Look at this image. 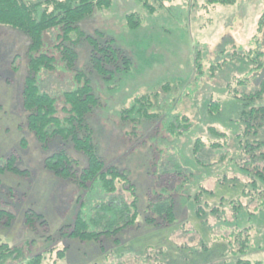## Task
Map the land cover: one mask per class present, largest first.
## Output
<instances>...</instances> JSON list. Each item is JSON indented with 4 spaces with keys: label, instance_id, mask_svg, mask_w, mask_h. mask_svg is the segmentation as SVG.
I'll use <instances>...</instances> for the list:
<instances>
[{
    "label": "rangeland",
    "instance_id": "obj_1",
    "mask_svg": "<svg viewBox=\"0 0 264 264\" xmlns=\"http://www.w3.org/2000/svg\"><path fill=\"white\" fill-rule=\"evenodd\" d=\"M112 3L110 9L95 12L80 24L87 34L99 31L113 38L133 61L129 72L105 83L89 73L87 45L82 42L77 47L75 70L87 73L102 101L88 119L94 128V141L108 162L128 171L136 187L139 213L162 183L165 171L175 169L174 162L190 172L176 199L177 221L168 228L154 227L143 224L139 216L133 227L105 236L101 242L60 238V229L74 223L81 202L83 210L88 209L90 195L87 193L85 200L81 196L85 192L42 168L43 160L62 147L61 140L53 139L50 148L43 150L28 131L20 102L26 74V39L0 27V166L16 151L17 166L28 170L27 175L0 174V195L8 202L2 207L14 215L11 227H0V241L11 246L32 242L27 247L29 256L66 247L63 258L54 264H237L240 259L264 264V206L257 209L264 195L253 192L254 186L248 184L246 173L235 166L233 159L202 167L191 152L196 139L214 140L209 128L226 135L227 150L234 151L230 147L238 132L235 120L241 104L227 93L226 86L233 87L254 67L246 55L250 51L261 52L259 60L264 64V28L257 34L264 0H237L233 6H204L203 0H163L153 3V13L135 0ZM130 13L141 18L138 29L126 28L125 16ZM197 45L202 64L199 75L193 65ZM224 60L227 62L218 66ZM251 74L249 84L236 87L238 93L257 91L259 81L264 80V67ZM73 79L74 72L56 70L41 74L40 84L44 91L58 97L75 87ZM148 94L155 104L153 114L158 117L138 123L134 114H124L135 98ZM215 105L219 111L213 109ZM255 105L263 106L264 99ZM57 107H61L60 99ZM182 116L188 120L187 130L176 124L177 118L183 124ZM173 125L175 130L169 131L167 128ZM260 139L264 140V131ZM67 149L82 161L70 145ZM217 158L214 155L210 160ZM257 188L264 190V181H258ZM198 192L204 208L200 219L193 214L191 200ZM28 209L43 215L46 233L38 222L33 233L25 229L24 213ZM243 229L249 241L241 253L240 243H234L231 235Z\"/></svg>",
    "mask_w": 264,
    "mask_h": 264
},
{
    "label": "trees",
    "instance_id": "obj_2",
    "mask_svg": "<svg viewBox=\"0 0 264 264\" xmlns=\"http://www.w3.org/2000/svg\"><path fill=\"white\" fill-rule=\"evenodd\" d=\"M148 12L153 13L156 8L153 3L163 0H135ZM204 6H233L237 0H203ZM112 0H0V27L9 28L26 39L25 59L26 74L22 83L20 102L25 114V123L43 150H48L53 139L61 140V148L47 156L42 162V168L65 183L75 185L84 195H90V206L83 210L84 202L77 212L72 225L60 229V238L78 239L80 241L94 240L101 242L105 236L116 235L118 231L133 227L139 216L147 226L168 228L174 226L179 214L175 211L176 199L181 196L184 184L191 175L184 169L175 157L173 170H166L162 183L149 196L141 213L138 211L136 187L129 180L128 171L108 162L96 146L94 128L89 122V116L94 109L101 106V98L94 92L92 81L83 70H75L79 59L77 47L84 42L88 48L89 73L97 76L105 83L110 82L117 74L127 73L132 69L133 61L127 52L115 44L113 38L96 31L87 34L80 24L95 12L112 7ZM161 7V6H159ZM127 29H138L142 20L136 13L125 16ZM264 28V15L258 22L257 34ZM50 35V43L46 40ZM83 47V46H82ZM200 46L195 47L193 65L196 75L202 70ZM236 55V54H234ZM254 64L245 78L238 79L231 87L226 86L227 93L240 102L238 119L235 120L238 132L231 149H228L226 135L209 128L213 139L200 138L194 141L192 157L202 167L223 164L227 159H233L234 164L248 177V184L254 186L253 192L264 195V190L258 187V181H264V140L260 139L264 131V105L256 106L264 99V80L259 81L257 91L251 94H240L236 87L249 84L248 75L253 71H260L264 64L259 59L261 52L250 51L246 54ZM243 55V56H246ZM232 58V55H231ZM253 58V59H252ZM227 60L222 63L225 64ZM61 64V67L58 65ZM56 70L74 72L75 87L64 91L60 96H54L44 91L40 84L41 74H52ZM253 74H251L252 76ZM164 89L166 87H163ZM157 96V95H156ZM60 99L61 107H57ZM155 104L150 94L134 99L124 114H134L138 123L143 119L158 117L153 114ZM219 111V107H213ZM182 116V125L177 118L176 124L187 130L188 120ZM175 120V122H176ZM166 125V124H165ZM176 125L167 128L174 131ZM217 138L218 140H216ZM22 143H25L23 140ZM70 145L72 152L82 156V161L73 157L67 149ZM226 149L227 152H221ZM213 153L212 156L209 154ZM215 153V154H214ZM218 156L216 161L210 159ZM235 155V156H234ZM19 156L14 151L4 159L0 166V174L11 172L27 175L28 170L20 169L16 160ZM176 159V160H175ZM205 190V189H204ZM9 197V193H6ZM200 192L191 198L193 214L196 219L202 217L204 208L199 204ZM260 199V198H259ZM0 195V227H11L14 215L4 209L7 205ZM264 206L260 203L257 209ZM237 207V206H236ZM218 210V208H213ZM36 222L46 233L47 224L43 215L32 209L24 213V227L29 233L36 229ZM234 243L239 242L238 251L244 253L248 246L249 234L247 230H236L231 235ZM231 237V239H232ZM47 238H51L47 236ZM9 245L0 241V264H54L63 258L66 247L52 248L46 254L28 255L29 244ZM56 254L53 257V254ZM237 264H252L248 260H238ZM256 264H260L256 262Z\"/></svg>",
    "mask_w": 264,
    "mask_h": 264
}]
</instances>
